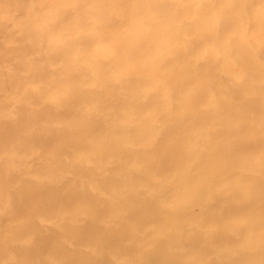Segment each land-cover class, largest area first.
<instances>
[{"label": "bare ground", "instance_id": "bare-ground-1", "mask_svg": "<svg viewBox=\"0 0 264 264\" xmlns=\"http://www.w3.org/2000/svg\"><path fill=\"white\" fill-rule=\"evenodd\" d=\"M0 264H264V0H0Z\"/></svg>", "mask_w": 264, "mask_h": 264}]
</instances>
